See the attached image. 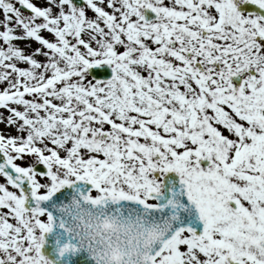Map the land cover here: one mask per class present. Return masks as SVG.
<instances>
[{"label": "snow or ice", "instance_id": "1", "mask_svg": "<svg viewBox=\"0 0 264 264\" xmlns=\"http://www.w3.org/2000/svg\"><path fill=\"white\" fill-rule=\"evenodd\" d=\"M0 264H264V0H0Z\"/></svg>", "mask_w": 264, "mask_h": 264}]
</instances>
